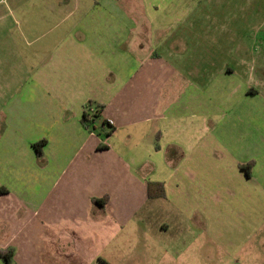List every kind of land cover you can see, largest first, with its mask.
I'll return each mask as SVG.
<instances>
[{"label": "crops", "instance_id": "obj_1", "mask_svg": "<svg viewBox=\"0 0 264 264\" xmlns=\"http://www.w3.org/2000/svg\"><path fill=\"white\" fill-rule=\"evenodd\" d=\"M10 2L0 17H18L21 7L11 9ZM176 2L159 0L162 10H148L150 25L139 36L125 9L102 0L78 22L83 40L69 42L73 50L58 51L41 69L53 93L45 108L56 116L43 118L48 133L41 190L28 171L26 182L33 187L25 190L27 203L13 202L21 193L7 182L19 170L12 149L17 135L10 130L22 107L9 115L0 135V250L12 249V255L0 256V264H126L117 241L131 215L150 200L185 196L194 174L200 175L202 195L212 197L226 159L245 179L258 178L260 170L264 175V136L257 137L258 128L264 130V91L252 86L258 72L264 80V55L254 48L244 55L243 43L233 41L227 61L224 48L210 55L207 46V55L193 59L180 24L191 7ZM203 17L209 23L205 12ZM209 65L216 66L211 71ZM90 101L106 106L97 120L104 138L82 121ZM134 149L140 154L138 180L128 170ZM250 161L255 164L244 173L241 165ZM149 181L163 182L166 197L150 198Z\"/></svg>", "mask_w": 264, "mask_h": 264}, {"label": "rangeland", "instance_id": "obj_2", "mask_svg": "<svg viewBox=\"0 0 264 264\" xmlns=\"http://www.w3.org/2000/svg\"><path fill=\"white\" fill-rule=\"evenodd\" d=\"M111 1L113 4H107L108 7L117 5L127 11L132 19H129L130 24L137 29L132 33L139 36L141 30L150 25L148 10L164 8L159 0ZM192 1L178 0L179 4L191 7L186 22L180 24L185 27L184 34L189 36V53L193 59L207 55V46L210 55L224 48L227 61L231 57L227 44L233 41L243 43L244 55H250L253 48L258 56L264 55V0ZM100 2L102 0H30L25 7L26 0H12L11 9L21 7L18 17H0V135L8 125L9 115H16L15 109L22 107L18 112L20 117L17 116L15 123L11 122L10 130L17 135L12 149L19 159V170L14 180L7 182L18 187L21 193L14 194L13 202L27 203V191L33 186L38 194L41 190L39 173L46 157L38 154L34 144L48 133L44 116L50 119L56 116L45 108L53 93L47 87L46 70L43 74L41 69L56 59L58 51L73 50L69 42L83 40L85 30L82 27L78 31V22L90 9L99 7ZM6 9L5 4L0 5V16L8 14ZM203 12L209 23L202 21L204 17L200 19ZM192 19L198 21L192 22ZM215 66L208 67L212 71ZM260 74L258 72L259 79L252 86L263 92L264 80ZM95 108L94 102L91 107L86 103L87 111ZM105 125L109 130L108 124ZM260 126L264 128V123ZM91 129L101 138L106 136L100 121L92 124ZM263 136L264 130L258 128V140ZM38 147L42 149L44 145ZM131 152L128 170L138 180L139 171L135 167L139 165L140 154L137 149ZM230 162L225 160L216 177L219 189L212 197L202 195L200 175L194 174L189 177L192 182L184 185L188 190L185 196L150 200L138 214L131 213L132 219L117 241L128 255L124 259L126 264H264V175L260 176V170L258 178L245 179L246 174L240 175L237 168L228 167ZM31 170L33 186L29 189L26 173ZM2 180L0 178V197L5 189ZM193 189L200 193L191 192Z\"/></svg>", "mask_w": 264, "mask_h": 264}, {"label": "trees", "instance_id": "obj_3", "mask_svg": "<svg viewBox=\"0 0 264 264\" xmlns=\"http://www.w3.org/2000/svg\"><path fill=\"white\" fill-rule=\"evenodd\" d=\"M92 102L90 101V107L92 106ZM96 104V103H95ZM105 105L104 104H96V108L92 111H87V109L85 108L84 113H83V117H82V121L84 122V124L88 127L91 128V125L94 124L97 120L102 117L104 109H105ZM105 124H110V122L105 119L103 121V125ZM114 129V127L111 126V131ZM110 131V132H111ZM47 140L46 139H42L39 142L35 143L34 146L37 148V152L38 154H42V149L39 148L38 146H40V144L44 145L46 144ZM255 164V161H250L248 162L246 165H241V168L245 169L246 171H250V167L253 166ZM5 189H3L4 191ZM1 191V192H3ZM148 196L150 198H156V197H166V190L164 187V183L160 182V181H149L148 182ZM12 255V249H2L0 250V256L3 257L6 260H9L10 257ZM103 261V260H102ZM104 264H109L106 261H103Z\"/></svg>", "mask_w": 264, "mask_h": 264}, {"label": "built area", "instance_id": "obj_4", "mask_svg": "<svg viewBox=\"0 0 264 264\" xmlns=\"http://www.w3.org/2000/svg\"><path fill=\"white\" fill-rule=\"evenodd\" d=\"M9 0H0V4H6Z\"/></svg>", "mask_w": 264, "mask_h": 264}]
</instances>
